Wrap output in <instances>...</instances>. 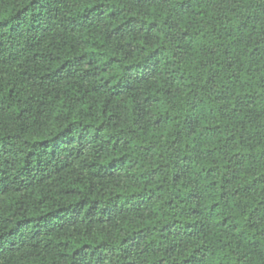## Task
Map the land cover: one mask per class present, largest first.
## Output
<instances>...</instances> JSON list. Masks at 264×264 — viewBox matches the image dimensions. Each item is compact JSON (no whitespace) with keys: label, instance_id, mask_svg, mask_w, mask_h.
<instances>
[{"label":"trees","instance_id":"obj_1","mask_svg":"<svg viewBox=\"0 0 264 264\" xmlns=\"http://www.w3.org/2000/svg\"><path fill=\"white\" fill-rule=\"evenodd\" d=\"M0 264H264V0H0Z\"/></svg>","mask_w":264,"mask_h":264}]
</instances>
